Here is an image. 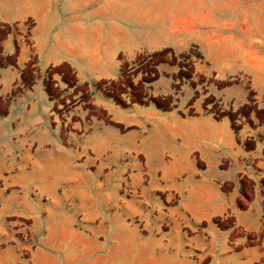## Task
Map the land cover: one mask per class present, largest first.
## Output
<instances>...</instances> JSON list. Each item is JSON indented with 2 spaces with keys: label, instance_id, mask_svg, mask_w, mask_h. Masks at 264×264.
<instances>
[{
  "label": "crops",
  "instance_id": "0c3cea01",
  "mask_svg": "<svg viewBox=\"0 0 264 264\" xmlns=\"http://www.w3.org/2000/svg\"><path fill=\"white\" fill-rule=\"evenodd\" d=\"M211 96L241 114L207 111ZM263 114L264 48L237 20L157 0H0V264L24 263L13 216L57 198L154 216L155 261L264 264Z\"/></svg>",
  "mask_w": 264,
  "mask_h": 264
},
{
  "label": "rangeland",
  "instance_id": "374dc122",
  "mask_svg": "<svg viewBox=\"0 0 264 264\" xmlns=\"http://www.w3.org/2000/svg\"><path fill=\"white\" fill-rule=\"evenodd\" d=\"M157 1L159 7L172 2L179 8L189 6L191 13L206 17L217 15L222 20H237V25L251 27L255 47L264 48V0ZM166 59L158 58L154 64L148 63L145 68L156 69L155 66ZM57 72L64 74L61 81L72 84V76L67 69L56 70L54 73ZM192 72V67L187 65L186 70L179 72L178 76L190 77ZM155 77L152 74L146 76L147 79ZM131 80H127L125 90L130 89L128 84ZM189 82L198 87L202 79ZM141 92L139 87H134L131 90L132 100L142 101ZM169 104V100L162 103L165 108L170 107ZM205 105L207 111L217 116L241 114L240 111L223 109L213 96L207 98ZM251 110L260 111L257 104L242 109L244 113ZM59 115L66 118V114ZM89 115L96 116L98 120L104 119L103 114ZM80 119V114H74L72 121L78 122ZM44 201V214L29 211L28 214L13 216V244L23 264H167L164 257L161 261L151 257L160 252V248L152 241L156 231L154 216L120 213L119 205L123 201L117 198H57Z\"/></svg>",
  "mask_w": 264,
  "mask_h": 264
}]
</instances>
